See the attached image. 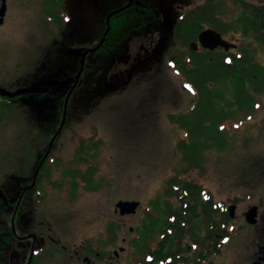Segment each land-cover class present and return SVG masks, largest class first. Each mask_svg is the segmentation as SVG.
Wrapping results in <instances>:
<instances>
[{
	"label": "flooded vegetation",
	"instance_id": "1",
	"mask_svg": "<svg viewBox=\"0 0 264 264\" xmlns=\"http://www.w3.org/2000/svg\"><path fill=\"white\" fill-rule=\"evenodd\" d=\"M71 1L46 0L36 8L34 13L47 14L52 19L53 36L48 51H44L46 55L39 56L38 66L29 74L25 55H19L15 68L11 69L7 48L0 45V112L5 117L15 114V118L21 117L24 122L11 133L13 183L5 187L11 188L6 199L13 196L14 203L9 206L11 218L3 219L5 232L0 230V251L17 242L18 259L13 257L16 254L13 250L9 257L3 258V263L264 264V156L240 162L252 169L233 172L231 180L238 181L236 194L226 188L224 180L228 177L224 174L216 182L208 178L207 186L181 178L179 181L174 177L164 178L168 185L166 192L151 195L152 199L146 202L127 195L117 197L111 184L101 182L94 163L99 157L94 150L102 143L101 138L86 132L89 123L81 119L85 112H90L87 106L72 104L81 90L79 84L85 77L86 65L73 88L80 68L73 75L72 55L65 52L61 69L67 72L61 81L57 64V48L69 53L82 49L84 54V45H76L78 41L71 36ZM131 1L127 0L108 15L126 8ZM95 2L101 11L103 0ZM5 5L0 41L6 34L1 29L7 27L13 14L10 0ZM131 5L129 9L142 13L140 25L145 27V37L151 43L148 47L140 46L147 57H140L139 63H134L139 67L131 71L151 70V63L156 61L151 48H155L163 59L167 57L165 64L156 66L161 71L212 68L217 70L219 79L224 69L243 66L244 79L250 86L246 89L248 98H264V0H175L174 3L133 0ZM168 5L176 6L179 12L171 26L162 16ZM3 7L4 0H0V13ZM21 9L27 10L25 3ZM114 19L115 16L111 25ZM184 30L191 35L183 37ZM206 31L220 36L212 43L218 45L215 49L202 46L200 35ZM130 39L138 41L134 37ZM169 53H172L170 58ZM144 64L150 66L143 68ZM227 74L222 78L236 80ZM39 80L42 84L29 90L28 86ZM65 83L68 90L62 106L60 89ZM246 113L248 117L252 114L248 109ZM226 123L221 121L219 126L225 128ZM123 202H135L138 207L134 213L123 216L117 209ZM253 208L257 209L254 225L247 220ZM104 211L110 213L107 219L114 223L112 232L110 227L108 231L113 244L108 252L102 249L106 233ZM113 212L117 222L111 219ZM122 230L129 232V237L121 238ZM228 245L229 252L224 257ZM131 251L140 253V262V259L131 260Z\"/></svg>",
	"mask_w": 264,
	"mask_h": 264
},
{
	"label": "rangeland",
	"instance_id": "2",
	"mask_svg": "<svg viewBox=\"0 0 264 264\" xmlns=\"http://www.w3.org/2000/svg\"><path fill=\"white\" fill-rule=\"evenodd\" d=\"M45 1L10 0L13 14L7 27L1 29L6 34L0 45L7 48L8 65L11 69L15 68L18 56L25 55L29 74L38 66L39 56L46 55L44 51H48L47 45L51 42V28L54 25L47 14L34 13L39 4ZM171 1L174 3L175 0ZM126 2L127 0H103L100 11L95 0L71 1V36L74 41H78L76 45H84V54L86 50L94 49L102 42L100 39H103L108 29V13L121 8ZM23 3L27 9L24 12L21 9ZM170 6H166L162 12L168 26L179 15L176 6L169 9ZM141 14L139 10L129 9L115 15L105 45L89 54L86 59L85 77L79 84L81 90L72 101V104L87 106L90 112H85L81 119L87 121V125L89 123L86 132L90 131L92 136L101 138L102 143L99 142L94 150L97 156L99 154L94 159L95 171L101 177V182L111 184L117 197L127 195L141 198L143 202L152 199L151 195L166 192L168 185L164 178L167 177H174L175 181H179V178L191 180L207 186L208 178L216 182L219 175L224 174L228 177L224 180L226 188L236 194L238 181L231 180L233 172L252 169L250 166L240 165V162L264 156V98L254 96L249 99L246 89L250 86L244 78L240 81L218 79L216 69L208 68L206 79L197 85L191 76L187 77L182 71L156 69V66L166 63L167 57L163 59L155 52V48H151V54L156 59L151 63V70L131 71L139 67L134 63H139L140 57H147L140 46L151 45L149 38L145 37V27L140 25ZM188 34L191 35V32ZM188 34L184 30L182 36L188 37ZM131 37L138 41L131 42ZM81 50L69 53L68 50L60 52L57 48L60 81L67 72L61 69L65 52L72 55L70 59L73 58L75 69L73 75H76L83 64L84 54ZM171 55L169 53L168 58ZM148 66L144 64L142 67ZM197 70L203 69L193 71ZM41 84L40 80L34 81L28 88L36 89ZM186 84L193 90H200L201 94L197 92L192 96L185 92L183 87ZM61 86L63 106L68 83ZM204 89L206 93L203 92ZM247 109L252 113L249 117ZM13 116L8 114L5 117L0 112V230L3 232L6 230L3 219L11 218L9 206L14 203L13 196L6 199L11 191L8 187L13 183L11 133L24 123L21 117L15 118V114ZM223 120L227 122L225 128L219 126ZM103 178L105 181H102ZM103 192L102 187V194ZM107 206L110 207L108 204ZM113 209L115 210V206ZM109 214L104 211L106 233L102 249H106V252L113 247L108 231L110 227L112 232L114 223L107 219ZM111 217L118 221L114 212ZM125 237H129V232L122 230L121 238ZM234 238L236 245L237 239ZM7 242L6 240L4 244L7 245ZM229 245L224 257H227ZM18 246L17 242H13L7 246L8 250L0 251L2 264L3 258L9 257L13 250H16L13 257L18 259ZM136 252L131 251V260L137 262L140 259V262V253Z\"/></svg>",
	"mask_w": 264,
	"mask_h": 264
},
{
	"label": "water",
	"instance_id": "3",
	"mask_svg": "<svg viewBox=\"0 0 264 264\" xmlns=\"http://www.w3.org/2000/svg\"><path fill=\"white\" fill-rule=\"evenodd\" d=\"M5 2H6V0H4V7L2 8V12L0 13V23L1 24H3V18L5 17V14H6V5H5ZM132 2H133V0L128 4V6H126V8H123L121 10L115 11L114 13H111L108 16L109 17L108 18V21H107V28L108 29H107V31H106L103 39H102V42L96 48H94V49H88V50L85 51V54L83 56V61H82V63H83L82 64V68H81L80 73L78 74L79 76L76 78V82H75V85H74L73 88L76 87V85L79 83V81H80V79L82 77V73L84 71V68H85V65H86V59H87L88 55L91 54V53H94V51H97V50L101 49L103 47V45L105 44L106 37L108 36V34L111 31V28L110 27H111V20H112L113 16H115L116 14H121V13L125 12L127 9H129L132 6L131 5ZM200 36H201L200 37V41H201L202 46L204 48H206V49L207 48L215 49L216 47H218V45H216V46L214 45L213 46L212 43H215V40H217L218 38H220L219 35L218 36L215 35V33L212 32V31H206L205 33L201 34ZM218 44H220L221 46H225V44L224 43H221V42H219ZM183 89L185 91L187 90L190 93L195 94L194 90L190 87L189 84L184 85ZM68 102H69V96H68V99L66 100V103H65L66 106L68 105ZM65 116H66V114L64 115V120L63 121H65ZM137 207H138V203H135V202L134 203L123 202V203H119L117 205V209L120 210L121 215H123V216H124V214L134 213L135 212V209ZM256 212H257V209L256 208H253V209H251L248 212V218H247V220H248L249 224H252V225L256 224V218H257ZM13 233L16 235L15 224H13Z\"/></svg>",
	"mask_w": 264,
	"mask_h": 264
},
{
	"label": "trees",
	"instance_id": "4",
	"mask_svg": "<svg viewBox=\"0 0 264 264\" xmlns=\"http://www.w3.org/2000/svg\"><path fill=\"white\" fill-rule=\"evenodd\" d=\"M188 34V33H187ZM185 35H186V33H185ZM100 42H101V40H100ZM99 42V43H100ZM85 47H87V48H90V46H85ZM207 71H208V69H203V70H200V71H193V70H185V71H182L183 73H186V76L188 77V76H191L192 77V79L195 81V84L197 85L198 84V82H204V80L206 79L205 77H206V75H207ZM223 73H221V77H220V79L222 78V76L224 75V76H226V75H228L227 73H230V75L232 74V76L236 79V80H238V81H240V80H243V78H244V67L242 66V67H232V68H230V69H224L223 71H222ZM224 72L226 73V74H224ZM235 80V81H236ZM245 80V79H244ZM206 84V83H205ZM195 88V87H194ZM195 90H196V88H195ZM198 90V89H197ZM196 90V92H199L200 94H201V92H200V90H198L197 91ZM204 93H206V90L204 89V91H203ZM196 106H197V104H196ZM225 120V119H224ZM223 120V121H224Z\"/></svg>",
	"mask_w": 264,
	"mask_h": 264
}]
</instances>
